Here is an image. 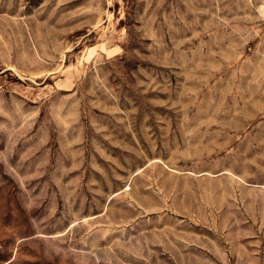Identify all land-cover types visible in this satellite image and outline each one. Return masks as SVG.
Masks as SVG:
<instances>
[{"label":"rangeland","instance_id":"374dc122","mask_svg":"<svg viewBox=\"0 0 264 264\" xmlns=\"http://www.w3.org/2000/svg\"><path fill=\"white\" fill-rule=\"evenodd\" d=\"M264 0H0V264H264Z\"/></svg>","mask_w":264,"mask_h":264},{"label":"crops","instance_id":"0c3cea01","mask_svg":"<svg viewBox=\"0 0 264 264\" xmlns=\"http://www.w3.org/2000/svg\"><path fill=\"white\" fill-rule=\"evenodd\" d=\"M260 192H262L264 194V186H261Z\"/></svg>","mask_w":264,"mask_h":264}]
</instances>
